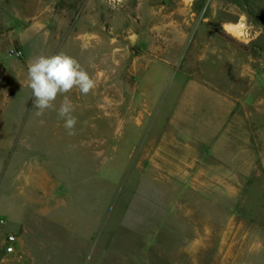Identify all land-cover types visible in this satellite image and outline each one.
Here are the masks:
<instances>
[{
	"label": "rangeland",
	"instance_id": "1",
	"mask_svg": "<svg viewBox=\"0 0 264 264\" xmlns=\"http://www.w3.org/2000/svg\"><path fill=\"white\" fill-rule=\"evenodd\" d=\"M61 51L96 81L66 94L75 135L64 97L37 116L28 87L29 62ZM194 80L252 129L240 192L166 172L182 169L164 137ZM0 264H264V0H0Z\"/></svg>",
	"mask_w": 264,
	"mask_h": 264
},
{
	"label": "crops",
	"instance_id": "2",
	"mask_svg": "<svg viewBox=\"0 0 264 264\" xmlns=\"http://www.w3.org/2000/svg\"><path fill=\"white\" fill-rule=\"evenodd\" d=\"M41 42L38 37L36 46ZM164 143L166 151L186 153L179 160L181 171H166L167 174L189 177L185 186L201 193L213 189L228 194L240 192L246 188L259 160L252 129L236 113L233 98L219 88L195 80L184 87L169 115ZM173 163L177 169V162ZM165 168L172 167L167 163ZM217 172L222 176L220 185L210 182ZM231 176L238 178V187L231 184Z\"/></svg>",
	"mask_w": 264,
	"mask_h": 264
},
{
	"label": "clouds",
	"instance_id": "3",
	"mask_svg": "<svg viewBox=\"0 0 264 264\" xmlns=\"http://www.w3.org/2000/svg\"><path fill=\"white\" fill-rule=\"evenodd\" d=\"M122 0H109L116 7ZM225 29L229 25H223ZM28 87L32 90L33 108L37 116H43L46 110H56L55 101L63 96L58 116L64 120V127L69 135H75L77 118L72 115L74 106L66 95L78 89L82 95H88L95 87L96 81L79 61L61 51L49 56H38L32 59L27 68Z\"/></svg>",
	"mask_w": 264,
	"mask_h": 264
},
{
	"label": "built area",
	"instance_id": "4",
	"mask_svg": "<svg viewBox=\"0 0 264 264\" xmlns=\"http://www.w3.org/2000/svg\"><path fill=\"white\" fill-rule=\"evenodd\" d=\"M12 55L16 58H21L23 53L21 51L13 50ZM1 223H4V221H1ZM19 243V238L16 234H12L7 238L5 247H4V253L8 257H12L17 253V245Z\"/></svg>",
	"mask_w": 264,
	"mask_h": 264
}]
</instances>
